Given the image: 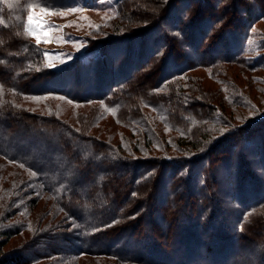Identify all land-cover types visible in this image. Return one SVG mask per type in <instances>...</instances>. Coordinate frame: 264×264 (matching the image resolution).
Wrapping results in <instances>:
<instances>
[{
	"label": "trees",
	"instance_id": "trees-1",
	"mask_svg": "<svg viewBox=\"0 0 264 264\" xmlns=\"http://www.w3.org/2000/svg\"><path fill=\"white\" fill-rule=\"evenodd\" d=\"M63 1L0 0V264H264V104L225 77L264 0H121L51 69L19 33Z\"/></svg>",
	"mask_w": 264,
	"mask_h": 264
},
{
	"label": "rangeland",
	"instance_id": "rangeland-1",
	"mask_svg": "<svg viewBox=\"0 0 264 264\" xmlns=\"http://www.w3.org/2000/svg\"><path fill=\"white\" fill-rule=\"evenodd\" d=\"M121 0H64L55 9H47V14H42L41 9L34 8V14L37 19L34 21L33 27L36 32L41 35L38 43L35 35H30L27 28V20L24 26L20 28V38L27 40L33 44L35 50L47 66L51 69H58L75 60L78 56L86 54L88 49L87 39L93 31L98 30L102 25L107 23L117 14V4ZM90 5V6H89ZM89 8H88V7ZM72 9H75L73 11ZM30 14V12H29ZM28 19V17H27ZM253 37L248 40L244 46L245 52L250 57L251 52L255 49V44L261 48L264 43V23L256 25L252 30ZM47 33V39L43 34ZM257 53V52H256ZM259 55V53H257ZM203 72H195L193 75L202 76ZM226 81L230 86L235 83L236 87L246 92L255 102L264 104V96L260 95L255 88H264V72L258 71L251 75L246 72L241 73L236 66L227 68ZM209 86V85H208ZM229 86V87H230ZM214 87V86H209ZM214 89V88H213ZM231 93V92H230ZM63 108L72 113L74 108L71 103H60ZM264 110V107H263ZM66 118H68L66 116ZM111 123L100 126L104 130ZM118 133V128H115ZM117 137V135H116ZM52 153V152H50ZM49 163L51 166L55 162L52 155L38 152V159ZM37 159V160H38Z\"/></svg>",
	"mask_w": 264,
	"mask_h": 264
},
{
	"label": "snow or ice",
	"instance_id": "snow-or-ice-1",
	"mask_svg": "<svg viewBox=\"0 0 264 264\" xmlns=\"http://www.w3.org/2000/svg\"><path fill=\"white\" fill-rule=\"evenodd\" d=\"M34 8H35L34 5L30 6V8H29L30 14L28 15V19H27V28H26V30L28 31V33L30 35H35V37L37 39V42L39 43L40 40H41V35L38 34L36 32V29L33 27L34 21L37 19V17L34 14ZM72 10L75 11V9H72ZM41 12H42V14H47L48 10L46 8H44V9H41ZM47 35H48L47 33L43 34L45 40L47 39Z\"/></svg>",
	"mask_w": 264,
	"mask_h": 264
}]
</instances>
